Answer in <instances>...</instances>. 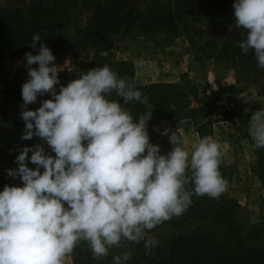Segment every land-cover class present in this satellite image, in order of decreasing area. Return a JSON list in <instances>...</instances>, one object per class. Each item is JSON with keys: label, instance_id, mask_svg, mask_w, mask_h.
Here are the masks:
<instances>
[{"label": "rangeland", "instance_id": "374dc122", "mask_svg": "<svg viewBox=\"0 0 264 264\" xmlns=\"http://www.w3.org/2000/svg\"><path fill=\"white\" fill-rule=\"evenodd\" d=\"M233 4L0 0V182L22 186L7 170L18 167L15 158L24 146L44 143L45 151L55 155L38 137L21 139V92L29 78L24 56L34 34H50L47 44L56 46L51 50L65 86L105 65L134 83L148 104L126 107L134 119L152 111L148 133L162 154L173 148L171 132L161 134L165 128L175 131L188 151L209 137L225 154L220 172L228 181L227 191L219 200L194 195L180 217L146 230L148 238L158 240L151 249L154 254H145L144 241L122 240L98 260L82 241L64 264H114V257L125 253L131 254L127 264H264V148L254 147L249 134L251 113L264 109V69L254 50L244 54L239 47L246 31L234 23ZM101 51L108 56L102 57ZM48 98L50 94L39 96L28 107L35 110ZM108 99L123 103L114 92ZM203 104L212 110L210 115L190 113ZM186 187L194 189L192 184Z\"/></svg>", "mask_w": 264, "mask_h": 264}, {"label": "clouds", "instance_id": "9594fccd", "mask_svg": "<svg viewBox=\"0 0 264 264\" xmlns=\"http://www.w3.org/2000/svg\"><path fill=\"white\" fill-rule=\"evenodd\" d=\"M233 8L236 27L246 31L240 49L254 50L264 69V0H234ZM30 43L33 49L39 43V51L24 56L29 78L21 92V139L38 137L55 155L44 143L24 146L15 158L18 167L7 170L23 184L0 191V264H64L82 241L98 260L122 240L144 241L145 254H154L158 240L148 238L146 230L180 217L194 195L219 200L227 191L220 143L204 137L188 151L175 131L165 128L161 134L171 132L173 148L162 154L148 133L152 111L134 119L126 107L148 104L134 83L105 65L65 86L58 75L62 69L40 35ZM113 92L123 103L108 99ZM44 94L51 98L35 110L28 107ZM249 134L254 147L264 148V109L251 113ZM130 258V253L115 256L114 264Z\"/></svg>", "mask_w": 264, "mask_h": 264}, {"label": "trees", "instance_id": "16d2710c", "mask_svg": "<svg viewBox=\"0 0 264 264\" xmlns=\"http://www.w3.org/2000/svg\"><path fill=\"white\" fill-rule=\"evenodd\" d=\"M37 13L39 14V12H37ZM30 22H31V23H34L32 20H31ZM20 23H21V22H20ZM21 24H22V23H21ZM22 26L25 27V24H22ZM28 37H29V39H31L30 36H28ZM40 37H41V39L43 40V43L46 44L50 49L56 47V46L50 47L52 44H47V41H48V39H49V37H50V34H47V33L45 34V33H43V34L40 35ZM21 39H22V38H21ZM27 50L30 51V52H32V53H34V54H37L38 51H39V43L37 44V47H36L35 49H33L32 47H30V48H27ZM131 103L137 105V102H130V104H131ZM133 109H137V107H136V106H133ZM198 111H200L204 116L210 115V114L212 113V110L209 109V108H207V106L204 105V104L201 105V106H199V109H198L197 111H196V110H191L190 113L193 114V115H195ZM4 186H5V183H4V182H0V191L3 190Z\"/></svg>", "mask_w": 264, "mask_h": 264}]
</instances>
